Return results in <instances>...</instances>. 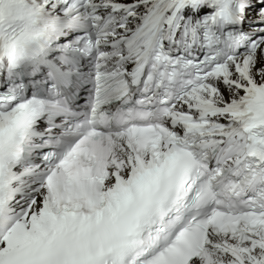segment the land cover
<instances>
[{
	"label": "snow or ice",
	"instance_id": "snow-or-ice-1",
	"mask_svg": "<svg viewBox=\"0 0 264 264\" xmlns=\"http://www.w3.org/2000/svg\"><path fill=\"white\" fill-rule=\"evenodd\" d=\"M0 264H264V0H0Z\"/></svg>",
	"mask_w": 264,
	"mask_h": 264
}]
</instances>
